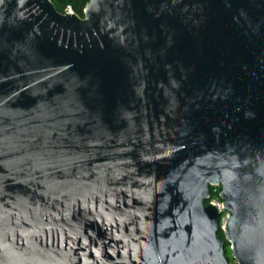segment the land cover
Instances as JSON below:
<instances>
[{
    "label": "water",
    "instance_id": "95a60500",
    "mask_svg": "<svg viewBox=\"0 0 264 264\" xmlns=\"http://www.w3.org/2000/svg\"><path fill=\"white\" fill-rule=\"evenodd\" d=\"M227 243L264 264V0H0V264Z\"/></svg>",
    "mask_w": 264,
    "mask_h": 264
},
{
    "label": "trees",
    "instance_id": "16d2710c",
    "mask_svg": "<svg viewBox=\"0 0 264 264\" xmlns=\"http://www.w3.org/2000/svg\"><path fill=\"white\" fill-rule=\"evenodd\" d=\"M55 4L57 10L61 13H66L69 10H72L74 13L79 15L80 17H84V9L87 5V3L90 0H52ZM220 187H215L211 189V195L215 196L218 195L220 192ZM221 236H224L223 231H220L219 233ZM226 250H230V244L227 243Z\"/></svg>",
    "mask_w": 264,
    "mask_h": 264
},
{
    "label": "built area",
    "instance_id": "2783aa9c",
    "mask_svg": "<svg viewBox=\"0 0 264 264\" xmlns=\"http://www.w3.org/2000/svg\"><path fill=\"white\" fill-rule=\"evenodd\" d=\"M207 203H213V204L217 205L218 209L221 211L220 227L224 228L225 222L231 214L228 211L224 210L223 201L220 199L219 194L215 195V196L211 195V198L209 199V201ZM229 264H239V262L233 258V260L229 261Z\"/></svg>",
    "mask_w": 264,
    "mask_h": 264
},
{
    "label": "rangeland",
    "instance_id": "374dc122",
    "mask_svg": "<svg viewBox=\"0 0 264 264\" xmlns=\"http://www.w3.org/2000/svg\"><path fill=\"white\" fill-rule=\"evenodd\" d=\"M72 10H69L68 12H71ZM73 12V11H72ZM232 253H231V251L230 250H228L227 251V255H228V257H229V259L230 260H233V258H232V255H231Z\"/></svg>",
    "mask_w": 264,
    "mask_h": 264
}]
</instances>
